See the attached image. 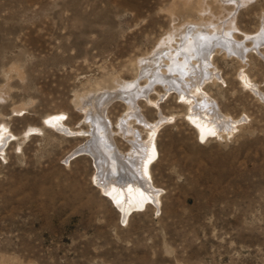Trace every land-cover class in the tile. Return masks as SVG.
Here are the masks:
<instances>
[{
	"label": "rangeland",
	"instance_id": "1",
	"mask_svg": "<svg viewBox=\"0 0 264 264\" xmlns=\"http://www.w3.org/2000/svg\"><path fill=\"white\" fill-rule=\"evenodd\" d=\"M183 1L0 0V264H264V0H203L204 15ZM203 19L224 28L202 42L219 79L203 88L242 120L223 139H202L177 91L139 72L173 28ZM233 40L250 48L242 61L222 47ZM131 96L142 118L167 119L151 168L160 201L123 216L94 159L71 156L99 135L89 116L127 154Z\"/></svg>",
	"mask_w": 264,
	"mask_h": 264
},
{
	"label": "bare ground",
	"instance_id": "2",
	"mask_svg": "<svg viewBox=\"0 0 264 264\" xmlns=\"http://www.w3.org/2000/svg\"><path fill=\"white\" fill-rule=\"evenodd\" d=\"M191 3L192 1L190 0L183 1L185 6H191ZM203 7V0H196L198 13L204 15L206 11ZM193 9L195 8L193 7ZM193 24L194 26H198V28H192L193 26L188 25L182 32L181 28H173L172 32L170 31L171 33L163 39L164 42L160 43L161 46L159 45V49L153 55L145 56V58L141 59L139 68L141 71H138L141 72V75L144 71L147 73L146 76H143V74L141 77L145 78L144 80L147 82L151 81L149 88L153 86L151 85L152 81H155L166 86V93L172 89L177 91L180 103L187 107L186 117L197 128L199 136L202 139L213 134H215L213 136L217 135L222 139L227 138L233 135L234 131L238 128V123L242 122V120H235L223 114L215 102L206 95L207 93L203 88V85L208 80L215 82L219 79L218 75L214 73L215 70L211 69L209 64L214 46H207L202 44V42L208 41L212 34H218V31L222 32L224 28L213 30L215 27L213 26L214 23L212 21H204V19L200 23ZM230 24L232 26V23ZM227 29L228 27L225 28L226 32L229 31ZM186 30L189 35L186 34ZM198 36H201V38L198 39ZM253 41L257 45L256 47L264 45V32ZM231 43H233L232 48L225 45H222V47L226 50L228 49V53L234 54L235 57L242 61L250 48L237 40H233ZM240 78L245 85L250 86L252 89L254 88L251 86L245 72L240 74ZM142 88L143 93L139 94L148 99L150 89ZM255 91L259 93L258 90L255 89ZM136 99L138 98L132 96L127 98L130 112L125 118L120 120L119 126L121 128L119 132H122L121 134L131 145V149L127 154H123L113 141L115 133L111 129V122L103 118L101 119L102 121H97L93 116H89L88 119L95 123L99 135L89 145L81 147L79 151H76L71 156L74 158L80 153H86L94 159L98 169L96 175L98 187L106 197L113 201L121 213L124 214L123 216L129 214L137 207H144L145 203L149 200H151L149 201L151 203L153 201L155 204H158L161 197L160 190L154 188L151 183V168L158 154L157 137L159 134L157 133L167 118L161 116V113L159 120L154 122L142 118L137 112ZM150 104H152L151 108L161 109L158 101L150 100ZM58 119H51V122L60 126L62 122ZM132 120L137 121L147 130L146 138L141 137L142 134L133 128Z\"/></svg>",
	"mask_w": 264,
	"mask_h": 264
}]
</instances>
